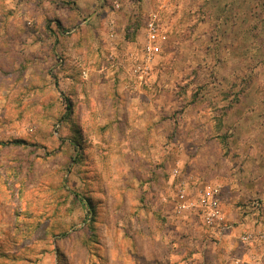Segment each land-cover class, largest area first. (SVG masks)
I'll use <instances>...</instances> for the list:
<instances>
[{"label": "rangeland", "instance_id": "1", "mask_svg": "<svg viewBox=\"0 0 264 264\" xmlns=\"http://www.w3.org/2000/svg\"><path fill=\"white\" fill-rule=\"evenodd\" d=\"M161 1L0 0V264L226 261L206 237L226 229L173 199L180 180L193 199L209 184L187 166L202 148L235 164L240 137H264V0L168 4L137 83L113 57L142 54ZM262 202L247 205L262 216ZM235 239L264 246V231Z\"/></svg>", "mask_w": 264, "mask_h": 264}, {"label": "crops", "instance_id": "2", "mask_svg": "<svg viewBox=\"0 0 264 264\" xmlns=\"http://www.w3.org/2000/svg\"><path fill=\"white\" fill-rule=\"evenodd\" d=\"M76 1L82 3L84 11L88 8L92 10L91 12L99 10L98 0ZM236 138L238 139V137ZM240 141L243 142H240L242 144L241 149L238 146L233 147V150L236 149L238 152V157L241 160H236L235 164H229V160L225 158L219 142H217L219 145H217V150H215L216 146L202 148L206 153L208 149L213 147L206 155L192 157L187 162L188 170L192 171L193 174H191L197 176L198 180L202 179L208 181L209 184L222 187L221 203L227 228L221 236L219 235L222 234L219 233L220 229H212L206 237L218 236L220 239L223 238L221 249L225 253L226 261L221 259L216 262L215 258H212L213 261L211 260L208 264H264L263 243H258L255 246L248 244L251 246L250 248L243 245V242L241 246L235 243L237 233L264 231V227H262L264 214L260 216L252 213L253 210L247 205L250 199L258 197L262 199L264 205V157L262 161H259V158L256 157L258 150L264 148V144L259 142L264 141V137L259 139L256 137H240ZM244 158H247L248 161H245ZM202 162H204V165L201 166ZM233 222H236V224ZM252 259L253 261H251Z\"/></svg>", "mask_w": 264, "mask_h": 264}, {"label": "built area", "instance_id": "3", "mask_svg": "<svg viewBox=\"0 0 264 264\" xmlns=\"http://www.w3.org/2000/svg\"><path fill=\"white\" fill-rule=\"evenodd\" d=\"M175 2L176 0H165L161 1L163 4L154 13H152L145 23V43L143 45L142 54L127 51L122 55L113 57L117 62V67L126 69L128 68L132 78L137 83H143L147 77H149L152 62L155 56L160 52L161 46L167 43L168 30L161 22L160 14L168 12L169 8L167 5ZM84 77H87L86 71L83 72ZM178 170L174 171V176L177 177ZM188 192L187 181L180 180L177 186V194L174 197L175 208L178 211H191L199 210L203 222L208 227L215 228L220 226L224 230L226 229V217L221 210V187L213 184H201V187L197 190L196 198L193 199ZM258 203L254 202L253 207H257ZM258 237V236H257ZM254 238V239H253ZM256 237L247 233L241 237L243 242H250L255 240Z\"/></svg>", "mask_w": 264, "mask_h": 264}, {"label": "trees", "instance_id": "4", "mask_svg": "<svg viewBox=\"0 0 264 264\" xmlns=\"http://www.w3.org/2000/svg\"><path fill=\"white\" fill-rule=\"evenodd\" d=\"M129 29H130V27H128V31H129ZM129 33V32H128ZM129 37V36H128ZM133 37V36H132ZM128 40H130V38H128ZM68 102H69V100H68ZM68 108H69V106H68ZM17 143H20L21 141H16ZM81 199V198H80ZM81 201H83L84 202V205H85V207H86V209H87V212L89 213V212H91L92 210H93V207H92V203L90 202V201H87V200H84V199H81Z\"/></svg>", "mask_w": 264, "mask_h": 264}]
</instances>
